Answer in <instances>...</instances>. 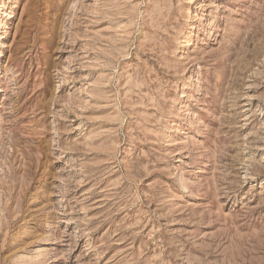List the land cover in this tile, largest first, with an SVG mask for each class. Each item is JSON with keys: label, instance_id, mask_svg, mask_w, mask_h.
<instances>
[{"label": "rangeland", "instance_id": "obj_1", "mask_svg": "<svg viewBox=\"0 0 264 264\" xmlns=\"http://www.w3.org/2000/svg\"><path fill=\"white\" fill-rule=\"evenodd\" d=\"M0 264H264V0H0Z\"/></svg>", "mask_w": 264, "mask_h": 264}]
</instances>
